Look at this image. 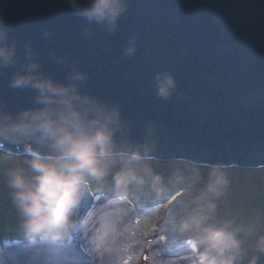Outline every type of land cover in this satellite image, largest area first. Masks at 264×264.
<instances>
[{
    "label": "water",
    "instance_id": "1",
    "mask_svg": "<svg viewBox=\"0 0 264 264\" xmlns=\"http://www.w3.org/2000/svg\"><path fill=\"white\" fill-rule=\"evenodd\" d=\"M0 8L18 54L0 70V107L32 106V90L9 87L29 43L40 71L56 80L73 67L86 73L83 91L120 106L133 142L151 123L158 162L264 166V0H128L113 32H85L66 0H0ZM159 72L176 82L168 99L156 96ZM0 151L23 154V145Z\"/></svg>",
    "mask_w": 264,
    "mask_h": 264
},
{
    "label": "clouds",
    "instance_id": "2",
    "mask_svg": "<svg viewBox=\"0 0 264 264\" xmlns=\"http://www.w3.org/2000/svg\"><path fill=\"white\" fill-rule=\"evenodd\" d=\"M128 0H66L75 16L89 25H98L108 32L116 30ZM136 51L135 38L125 49L126 56ZM62 64L67 57H57ZM18 62L17 42L10 39L6 15L0 8V70ZM88 81L86 73L73 67L65 81L40 71V62L31 45L24 46L23 62L9 80L12 89L33 91L31 107L15 113L0 107V145H23L22 157L14 152L0 151V165L9 163L7 184L10 196L22 221L26 247H36L46 253L43 264H64L61 249L74 227L72 216L89 187L102 190L110 186L114 195L130 193L150 176L153 184L163 180L151 168L157 161L156 141L151 138L153 125H146L142 143L128 135V122L122 118L118 104L108 103L83 91ZM176 89L171 74L155 75V93L168 99ZM22 160V163H14ZM208 168L202 198L207 199L206 211L196 210L181 220L180 233H191L181 245L180 264H243L242 241L238 230L229 222L212 223L214 200L221 197L230 180L224 164ZM193 176L200 173L193 162ZM164 203L156 210L153 227L163 220ZM164 237H161L163 240ZM256 250L264 254V235L258 236ZM152 264H175L177 258H165L163 251L154 252ZM253 256L248 264H258ZM105 264H130L112 257Z\"/></svg>",
    "mask_w": 264,
    "mask_h": 264
},
{
    "label": "rangeland",
    "instance_id": "3",
    "mask_svg": "<svg viewBox=\"0 0 264 264\" xmlns=\"http://www.w3.org/2000/svg\"><path fill=\"white\" fill-rule=\"evenodd\" d=\"M164 164L151 162L152 170L163 178L160 184H153L146 175L145 183L127 194L114 195L110 186L102 190L90 186L72 216L74 227L60 250L64 264H105L114 256L130 264H152L157 250L163 251L165 258H177L175 264H180L181 245L191 233H180L178 225L193 211H206L207 199L202 198V193L208 168L197 166L200 178L196 180L193 164ZM10 166L7 162L0 165V264H43L46 253L25 246L22 218L7 184ZM228 166L230 183L224 194L214 200L210 222H229L238 230L243 264L253 256H259L258 264H264V254L255 247L257 237L264 235V166ZM164 203L168 207L159 213L163 220L154 228V213ZM5 227H16V232L9 228L6 232Z\"/></svg>",
    "mask_w": 264,
    "mask_h": 264
},
{
    "label": "bare ground",
    "instance_id": "4",
    "mask_svg": "<svg viewBox=\"0 0 264 264\" xmlns=\"http://www.w3.org/2000/svg\"><path fill=\"white\" fill-rule=\"evenodd\" d=\"M182 164V163H181ZM164 166H171L170 164H167V163H165L164 164ZM173 166H174V164H173ZM186 166H189V165H187V164H182V166L181 167H186Z\"/></svg>",
    "mask_w": 264,
    "mask_h": 264
},
{
    "label": "trees",
    "instance_id": "5",
    "mask_svg": "<svg viewBox=\"0 0 264 264\" xmlns=\"http://www.w3.org/2000/svg\"><path fill=\"white\" fill-rule=\"evenodd\" d=\"M6 228V232H9V229H14V228H16V227H12V228H10V227H5ZM9 228V229H8ZM15 231V229L13 230V232ZM16 232V231H15ZM14 232V233H15ZM11 234H13V233H11Z\"/></svg>",
    "mask_w": 264,
    "mask_h": 264
}]
</instances>
